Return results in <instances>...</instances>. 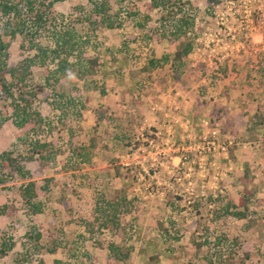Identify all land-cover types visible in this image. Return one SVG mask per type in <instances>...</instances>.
Masks as SVG:
<instances>
[{"label":"rangeland","instance_id":"rangeland-1","mask_svg":"<svg viewBox=\"0 0 264 264\" xmlns=\"http://www.w3.org/2000/svg\"><path fill=\"white\" fill-rule=\"evenodd\" d=\"M148 1L107 0L110 28L89 23L88 0L55 1L32 37L50 49V31L67 28L75 45L62 73L61 53L30 67L36 132L0 123V152L28 171L39 208L19 196L25 177L0 168V243L11 245L0 264H123L110 244L129 251L125 264H264V0H187L192 29L178 35L180 14ZM6 51L9 66L35 53L19 33ZM10 112L0 94V117Z\"/></svg>","mask_w":264,"mask_h":264},{"label":"trees","instance_id":"trees-1","mask_svg":"<svg viewBox=\"0 0 264 264\" xmlns=\"http://www.w3.org/2000/svg\"><path fill=\"white\" fill-rule=\"evenodd\" d=\"M55 1L59 0H0V17L3 22L0 27V94L4 96L5 100H8V105L11 108L9 115L0 117V123L10 120L17 128L29 125L31 128L28 129L29 133H35L37 129L34 130L32 128H36L38 126L36 123L40 124L42 120L37 111L31 107V100L34 97V92L27 84L30 75V67L34 64L42 65L43 57H46L49 53L53 57H57L61 53L63 57L59 58V64L55 71L62 73V70L67 66V54L73 50L75 45V38L72 37L73 33L67 28L63 31L62 28H57L56 30L54 28L50 31L54 36L52 48L50 49L38 45V43L34 41V38H32L36 34L48 29V24L51 20L50 18L48 19V15L46 14L51 11L52 4ZM88 2L91 6L88 13L93 17L92 21L89 23L93 24L95 28L97 26L107 28L113 27V22L112 20L110 21L108 17L107 11L109 10V4L107 0H88ZM186 2L187 0H149L148 7L150 9H164L167 14L171 13V17L174 16V11H177L180 15L178 19H176L177 27L174 29V33L178 35L185 30L192 29L193 19L184 12L183 6ZM51 19L53 20V17H51ZM15 33H19L23 36L28 47L33 48L35 53L31 56H24L18 60L15 65L9 66L6 63V49L8 41L14 37ZM3 37H5V39ZM177 45H179V49L175 51V59H180L182 55L187 54L191 49L189 40H185ZM84 61L88 67L87 69L85 68V71H94L98 62L97 58H85ZM143 68H146V66L143 65ZM66 71L70 72V69H66ZM28 134L19 139L24 142L28 141L30 143L29 149L31 152L40 156V152L44 149L43 146L45 144L38 142L33 135H30L31 138H28ZM12 152V149H4L0 152V168H8L21 177H25L23 178L25 180L20 185L19 196L31 213L38 212V203L34 201V198H36L34 181L26 178L28 171L25 170L18 159L12 155ZM243 191L247 193L246 189ZM244 193L238 197L237 202L238 205L242 206V209L240 211L230 212L237 218L244 217L245 210L247 209L246 202L248 196ZM111 206L115 208L116 203H111ZM102 212L100 213L102 224L105 226L109 224L111 230L115 229L118 226L115 220V212H111L108 217L104 211ZM25 239L31 242L32 246H38L40 233L34 225L28 226V229L25 231ZM109 246L112 258L125 264L129 251L122 249V247L118 245L110 244ZM10 249V244L5 242L0 243V256L5 255Z\"/></svg>","mask_w":264,"mask_h":264}]
</instances>
